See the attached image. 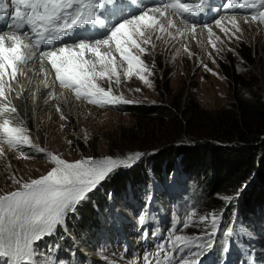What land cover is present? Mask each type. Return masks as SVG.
Instances as JSON below:
<instances>
[{
  "label": "rangeland",
  "instance_id": "374dc122",
  "mask_svg": "<svg viewBox=\"0 0 264 264\" xmlns=\"http://www.w3.org/2000/svg\"><path fill=\"white\" fill-rule=\"evenodd\" d=\"M168 12L172 14L171 10ZM233 16L244 24L240 26L243 28L239 32L232 33L231 27L227 28L229 32L227 35L224 33L225 37L219 36V28L212 22L209 26L213 32L211 37L207 28L196 26L197 39L188 33L185 35V40L190 37L187 47L172 53L164 48H158L156 53L150 49L148 54L141 55L152 71L151 75L144 73L151 87L136 75L128 81H121L119 86L113 85L115 95L123 94L125 99L135 103L101 108L77 99L72 91L56 84L55 94L62 93L69 101V104L66 103L68 112L63 111L67 119H61V113L56 111L51 102L52 110L42 116L43 129L37 120L29 118L27 129L34 142L68 162L109 155L124 157L131 152H144L147 155L141 161L118 171L108 180L112 181L114 187L120 188L129 170L144 169L148 183L142 194L146 189L147 193L140 197V206H134L130 200L122 205L108 201L106 213H98L94 209L96 221L91 218L85 221V227L91 226L87 234L83 235L79 230L67 233L63 229L64 239L58 240L54 234L45 237L36 245L39 252L36 264H49L50 260L57 257V247L62 252L67 245L70 247L67 261L71 264H129L131 255H123L114 244V239L120 229L130 233L136 225L141 224V218L147 221L151 213L157 218L155 232L161 234L165 251H169L167 238L171 234L169 229L174 217L180 220L174 234L203 237L199 243H207L208 237L204 233L212 232L211 219L202 224L199 218L211 213L220 217L216 236L210 249L193 247L192 251L201 253L199 258L207 260L208 264H264V249L260 245L262 237L255 238L248 231L252 224L241 220L240 210L236 206L237 196H228L236 197L229 203L221 198L225 195L217 194L205 201V197H200L199 193L198 196L195 191L191 194L187 189L195 183L188 182L190 178L180 174L178 163L175 169L177 173H171L169 177L164 174L155 178L148 169L158 149L166 145L187 147L190 142L207 136L215 125L228 127L232 118L237 117L236 105L239 102L264 101V23L252 21L251 15H228L222 18V22L231 21ZM244 18H248V23L243 22ZM186 48L188 51H185ZM117 60L124 71L127 65L119 61L118 54ZM97 82L102 87L108 86L106 80ZM137 88L140 91H135ZM133 107L170 109V116L156 113L136 116L129 112ZM33 136L38 137V140ZM69 140L72 141L71 145ZM0 149H3V154H0V194L19 187L11 177L29 181L46 174L53 166L44 158L45 153L37 154L27 147L24 151L35 158L23 159L20 152L8 148L2 137ZM108 180L102 182L103 186L111 184L107 183ZM193 196L197 199H193ZM191 213L194 215L191 216L190 226L184 228V219ZM161 217L164 220L159 221ZM259 223L262 222L253 223L258 231ZM69 226L67 224V228ZM229 230L231 235L226 239L224 232ZM93 232L95 234L91 235ZM225 245L227 252L223 250ZM178 259L179 254H176L172 264H177ZM62 260L63 264H68L65 259Z\"/></svg>",
  "mask_w": 264,
  "mask_h": 264
},
{
  "label": "snow or ice",
  "instance_id": "6c2138e0",
  "mask_svg": "<svg viewBox=\"0 0 264 264\" xmlns=\"http://www.w3.org/2000/svg\"><path fill=\"white\" fill-rule=\"evenodd\" d=\"M125 3L139 5V0H11L12 19L8 24V31L0 33V120H2L0 137L9 149L20 152L23 159L35 158L24 151L27 147L34 153H45L44 158L53 166L46 174L29 181L11 177L19 187L0 194V258H4V264H36L39 258L36 245L39 241L55 234L62 227L66 231L68 218L77 212L78 206L89 199L90 193L98 190L102 182L110 179L118 171L132 167L147 155L136 151L124 157L109 155L68 162L34 142L29 130L24 127V120L9 98V94L17 88L19 91L16 99L23 98L24 86L20 83L19 76L25 75V72L21 66L34 62L38 54L39 72L44 77L42 83L47 90L43 95L45 104L57 98L54 91L57 83L60 88L72 91L77 99L101 108L135 103L125 99L123 94L113 93V85L121 84V65L117 60V54L119 61L127 65L123 71L125 80L136 75L151 87V82L144 73L151 75L152 71L141 59V55L149 52L145 45L155 46L152 44V33L154 31L162 33L167 29L176 28L178 36L186 35L187 27L184 29L177 27L174 20L167 15L171 10L184 25L191 24L195 39L197 25L183 14L198 15L205 11V7L204 0L194 4L182 0H167L148 10L141 9L138 14H129L127 18H123L117 5ZM222 8L225 11L238 8L253 9L255 11L251 12V20L264 23V0H226ZM109 13L119 14L121 18L118 22L110 24L107 20ZM155 13L167 19V29ZM7 14L8 5L5 0H0V17ZM243 22L248 23L247 18ZM214 23L222 32L228 34L229 29L221 26V18H217ZM231 23L237 32L241 31L235 16ZM203 27L208 29V35L211 37L212 29L207 24ZM97 30H103L104 34L99 37L84 35ZM216 39L219 40L220 37L217 36ZM133 49H137L139 54L133 52ZM45 61L50 65L51 71L44 67ZM32 71L35 72V69ZM98 80H106L107 88L102 87ZM135 91L140 89L137 88ZM32 95L33 98H37L35 92ZM56 111L61 113L62 120L67 119L59 106L56 107ZM13 119H19L20 125H13ZM36 139L38 140V137ZM68 143L71 145L72 141L69 140ZM0 154H3V149H0ZM221 198L231 203L236 197ZM192 215L194 213L184 219V228L190 226ZM209 218L212 232L204 233L208 241L201 245L199 240L203 237L174 234L177 225L180 224L179 218L174 217L172 227L169 229L171 234L167 238L169 251H165L164 244L159 245L156 264H160L161 255L166 264H172L176 254H179L177 264H201L199 260L201 253L192 249L212 248L220 217L210 213L208 216H201L200 223H206ZM143 222L141 218V223ZM230 235L231 230L224 232L226 239ZM223 250L228 251L226 245ZM144 259L148 261L147 254ZM57 264L63 262L57 261Z\"/></svg>",
  "mask_w": 264,
  "mask_h": 264
},
{
  "label": "trees",
  "instance_id": "16d2710c",
  "mask_svg": "<svg viewBox=\"0 0 264 264\" xmlns=\"http://www.w3.org/2000/svg\"><path fill=\"white\" fill-rule=\"evenodd\" d=\"M157 108L133 107L129 112L136 116L149 113L170 116V109ZM236 110L237 117L232 118L228 127L215 125L207 136L190 142L187 147L166 145L158 149L148 169L155 178L164 174L169 177L171 173H177L178 163L180 174L190 178L188 182L195 183L187 190L191 194L195 191L196 196L199 193L205 201L217 194L237 196L239 192L236 206L241 220L252 224L250 228L256 236L264 237V231H260L264 229V101H241ZM146 177V170L132 168L120 188L114 187L110 180L107 181L111 183L108 186H99L89 194L86 202L78 206L77 212L70 215L67 233L79 230L81 234H87L91 226L85 227V221L88 218L96 221L94 209L106 213L108 201L122 205L132 200L134 206H140L141 193L148 183ZM193 199L197 198L193 196ZM254 221L262 222L257 225L259 231L253 225ZM63 232L61 228L54 234L55 238L64 239ZM62 252L63 259L68 262L70 247L67 245Z\"/></svg>",
  "mask_w": 264,
  "mask_h": 264
},
{
  "label": "bare ground",
  "instance_id": "6f19581e",
  "mask_svg": "<svg viewBox=\"0 0 264 264\" xmlns=\"http://www.w3.org/2000/svg\"><path fill=\"white\" fill-rule=\"evenodd\" d=\"M155 15L157 17H159V13H155ZM167 15L174 20V22H175L177 27H179L181 29H184V28L187 27V29H188L187 33L189 34V36L193 37L190 26L184 25L182 21H179L176 18V16L172 15L169 12H168ZM224 16H228V15H224ZM224 16H222L220 18L222 19ZM231 19H232V17H231ZM235 19L240 24V26L244 25V24H242V23H240L238 21L237 17H235ZM159 21L161 23H163L164 27L167 29V19H165L164 17H159ZM231 21H228L227 23L226 22L225 23L222 22L221 26L225 27V28H230V29L232 27L233 28L232 29V33H236L235 32L236 29L232 26ZM209 26L210 25H208V27ZM247 26L249 27V25H247ZM240 28L242 29L243 27H240ZM3 32H7V31H3V26L0 25V33H3ZM169 33H171V35H169ZM217 34L219 36H223V37L226 36L224 34V32H222L220 30V28L217 29ZM157 36H160L161 38L157 39L156 38ZM198 37H200V36H198ZM189 38L190 37H188V40H185V36H183V37L178 36L177 33H176V28L167 29L166 31H164L162 33L158 32V31H154L152 33V44L155 45V46L153 47L152 45H145V47L148 46V49L149 50L152 49L153 53H156L158 48H164L166 51H168V53H170L171 51H177L179 49L187 47L190 44ZM195 38L197 39L196 35H195ZM230 43L232 44V42H230ZM133 52L139 54L137 49H133ZM21 67L23 68V70L25 72V75L19 76L20 83L24 86L23 98H21L19 100L16 99V94L19 91L18 88L16 89V91H14L11 94H9V98L11 100L12 105L15 106L17 108L18 112L20 113V117L24 120V122H25L24 123V127H26V128L29 127L28 121H30L29 118L32 117L33 119L38 121V124H39L40 128L43 129V121L44 120L42 119V116L46 112H49V111L52 110V107H50V105L52 104L51 102H53V105L55 106V108L57 106H59L62 109V111L68 112L67 109H66V105L69 104V101L62 94V95H56L57 98L55 100H52L50 102L51 104L50 103L45 104L43 102V95L45 94V92L47 90L44 89V86H43V83H42V81L44 80V77L39 72V69H40V58H39L38 54H37L34 62H30L29 64L23 65ZM44 67L46 69H48L49 71H51L50 65H48L46 61L44 63ZM32 69H35V72H33ZM120 73H121V81H128L129 80V79L125 80V78L123 77L122 65L120 67ZM49 79H51V77H49ZM29 81H31V83H29ZM33 92H35L37 94V98H33V95H32ZM12 115L15 116V114H12ZM0 122H2V120H0ZM12 123L15 126H19L20 125V120L19 119H13ZM33 137L36 138L35 136H33ZM2 141H3V139H2ZM91 222L93 223V221H91ZM199 260H202V258H199ZM202 261H200V262H202Z\"/></svg>",
  "mask_w": 264,
  "mask_h": 264
}]
</instances>
